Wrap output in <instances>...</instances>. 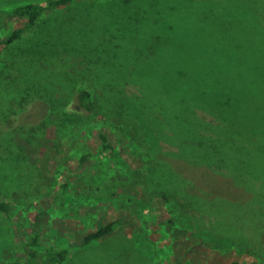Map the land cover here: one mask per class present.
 <instances>
[{
  "label": "trees",
  "instance_id": "16d2710c",
  "mask_svg": "<svg viewBox=\"0 0 264 264\" xmlns=\"http://www.w3.org/2000/svg\"><path fill=\"white\" fill-rule=\"evenodd\" d=\"M124 1L107 0L97 6L88 0H48L21 3L9 9L7 13L11 16L27 18L30 27H38L49 13L76 7L70 17L56 26V35L31 41V46L24 50V58L18 62L22 66L32 59L44 64L54 59L64 69L63 78L30 84L17 81L18 73L14 72L8 82L0 83V119L9 114L13 103L18 106L24 103V97L17 101L20 96L34 90L52 107L50 111H57V115L51 113V116L58 118V129L62 132L88 121L118 129L114 121H125L126 132L132 137L136 134L134 142L143 145V160L149 162L137 182L145 188L146 197L167 204L169 215L176 219L170 225L181 218L204 242L209 240L213 248L226 244L229 249L251 256L252 264H264V77L254 75L256 79L252 80L256 67L250 63L255 60L256 52L248 51L243 59L245 49L240 45L234 50V60L225 59L229 55L223 56V50V65L209 56L201 64L189 55L202 41L186 39L180 31V19L171 20L176 15L171 8L152 17L156 35L147 37L138 24H146L145 15L153 14L162 1L153 0L146 7L136 4L133 8ZM21 34V30H15L7 43L20 39ZM220 39L225 45L223 38L206 37V42L210 48L221 51ZM230 46L226 47L232 51ZM65 55L82 57L87 61L83 63L84 69L62 59ZM91 76L95 79L91 80ZM130 85L134 91L128 100L140 110L155 138L169 146L168 151H162L166 156L222 173L250 194V198L236 200L198 192L169 162L146 160L149 154L144 144L148 142L144 134H139L141 128L132 108L115 101L116 95ZM57 92L66 99L76 96L78 107L88 117L79 119L76 111L69 112L64 105L61 108L58 103L62 104V97H57ZM259 93L263 98L256 97ZM245 100L249 109L246 102L236 106ZM255 108L261 114L253 117L249 113ZM15 111L14 108L12 113ZM51 123L48 116L44 124ZM100 138L103 151L116 153L105 133ZM8 143L0 137V171L6 165H14L16 171L3 183H13L19 178L17 166L24 160L16 147ZM161 150L158 148L157 153ZM88 157L85 154L81 160L85 162ZM12 209L9 200L0 199V218L10 217ZM123 223L121 219L112 220L87 233L84 245L108 238ZM38 239V236L32 239L33 247L27 250L25 264L64 263L68 249L51 247L40 251L35 248L40 245Z\"/></svg>",
  "mask_w": 264,
  "mask_h": 264
},
{
  "label": "rangeland",
  "instance_id": "374dc122",
  "mask_svg": "<svg viewBox=\"0 0 264 264\" xmlns=\"http://www.w3.org/2000/svg\"><path fill=\"white\" fill-rule=\"evenodd\" d=\"M47 1L0 0V83L8 82L14 72L18 73L17 81L30 84L63 78L64 69L54 59L45 64L32 59L22 66L18 62L24 58V50L31 46V41L44 39L52 33L56 35V26L70 17L76 7L49 13L36 28L29 26L27 18L7 13L17 4ZM88 1L101 6L107 0ZM152 1L125 0L123 3L133 8L136 4L146 7V3ZM161 1L153 14L145 15L147 23L138 24L147 37L156 35L152 17L171 8L176 15L170 19H180V31L186 39L202 41L189 55L191 58L195 56V60L204 64L209 56L215 63L223 65L222 51L223 56L229 55L225 59L234 60V50L241 45L245 49L242 50L243 59L248 51L256 52L255 60L250 63L251 67H256L252 76L264 77V73H257L264 71V0ZM17 29L22 33L20 39L8 44V37ZM206 37L223 38L226 44L220 39L219 46L223 47L217 51L210 48ZM229 45L232 51L226 47ZM143 46L146 47L144 43ZM170 51L173 50L170 48ZM62 59L76 63L81 69L87 62L78 56L65 55ZM94 79L91 76V80ZM255 79L252 77L253 81ZM28 91L29 94L26 92L17 100L20 102L24 97V103L19 106L13 103L8 109L9 114L0 119V137L14 145L24 159L17 166L19 178L13 183L2 181L15 173L14 165H6L0 171V199L13 204L11 216L0 218V264H25L27 250L33 247L31 242L35 236L40 244L35 248L40 251L51 247L68 249L63 264H252L251 256L229 249V245L213 248L207 242L209 240L204 242L205 239L194 234L181 218L170 225V221L176 219L169 215L167 204L161 199L146 197L145 188L137 182L149 162L146 164L143 160V145L134 142L136 134L132 137L126 132L125 121H114L118 129L88 121L62 132L58 129V118L51 116V113L57 115V111H50L52 107L37 91ZM133 91L132 85L126 87L116 95L115 101L132 108L134 119L141 128L139 134H144L148 142L144 144L149 154L146 160L169 162L184 180L196 186L198 192L236 200L250 198V194L224 174L166 156L162 151H168L169 146L155 138L151 128L145 125L140 110L128 100ZM56 96L62 97V104L58 103L61 108L64 105L69 112L76 111L79 119L87 116L78 107L76 96L66 99L59 92ZM256 97L264 96L259 93ZM245 102H238L236 106L241 107ZM245 106L250 107L247 102ZM14 108L16 111L12 113ZM251 112V116L261 114L257 108ZM48 116L52 121L50 125L44 124ZM101 133L108 136L116 153L111 155L103 151ZM158 148H162L161 153H157ZM85 154L89 157L83 162L81 159ZM117 219L124 223L111 236L84 245L87 233Z\"/></svg>",
  "mask_w": 264,
  "mask_h": 264
}]
</instances>
